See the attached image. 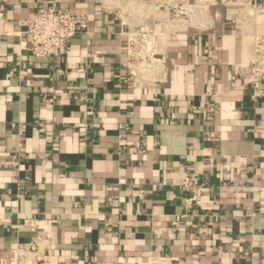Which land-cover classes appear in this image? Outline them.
Listing matches in <instances>:
<instances>
[{"label":"crops","instance_id":"obj_1","mask_svg":"<svg viewBox=\"0 0 264 264\" xmlns=\"http://www.w3.org/2000/svg\"><path fill=\"white\" fill-rule=\"evenodd\" d=\"M253 1L0 0V264H264V83L238 74ZM51 2L89 29L36 58L18 22Z\"/></svg>","mask_w":264,"mask_h":264},{"label":"built area","instance_id":"obj_2","mask_svg":"<svg viewBox=\"0 0 264 264\" xmlns=\"http://www.w3.org/2000/svg\"><path fill=\"white\" fill-rule=\"evenodd\" d=\"M181 5L179 11H183ZM248 14L255 18L264 16V0H254L249 6ZM21 30L19 35L29 37L31 40V54L36 58H61L66 55L71 46L72 40L79 34L89 29V18L86 14H80L71 9L62 8L55 3L42 4L37 8L35 15L27 20L19 21ZM129 53L132 59L145 60L152 55L154 39L145 31L134 30L130 33ZM254 49L253 57L238 65V74L241 77L250 79L254 83H264V33H256L253 36ZM19 65L20 63L17 62ZM20 66V65H19ZM264 89L256 88L253 98L263 97ZM213 100L206 101V104L198 109L202 110L204 117L218 111L216 97L208 94ZM215 98V99H214ZM210 100V99H209ZM13 127L19 137L23 134L21 124H14ZM23 142L19 139L18 150H22ZM205 182L197 174L186 173L181 182V191L188 196L186 202L192 204L202 197ZM144 192L141 191L140 196ZM39 242L26 243L18 247L20 261L25 258L28 251H37ZM41 260V259H39ZM23 262V261H22Z\"/></svg>","mask_w":264,"mask_h":264}]
</instances>
